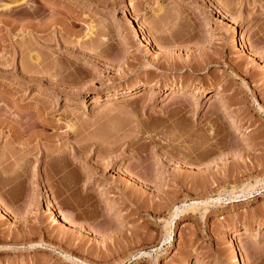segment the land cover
<instances>
[{"label": "rangeland", "instance_id": "obj_1", "mask_svg": "<svg viewBox=\"0 0 264 264\" xmlns=\"http://www.w3.org/2000/svg\"><path fill=\"white\" fill-rule=\"evenodd\" d=\"M0 208V264H264V0H0Z\"/></svg>", "mask_w": 264, "mask_h": 264}, {"label": "bare ground", "instance_id": "obj_2", "mask_svg": "<svg viewBox=\"0 0 264 264\" xmlns=\"http://www.w3.org/2000/svg\"><path fill=\"white\" fill-rule=\"evenodd\" d=\"M6 7V6H5ZM242 34H243V32H242ZM243 37V36H242ZM244 46V48H245V46H246V44L245 45H243ZM247 48V47H246ZM160 49V48H159ZM167 49V48H166ZM247 52V51H246ZM263 67V66H262ZM261 67V68H262ZM263 69V68H262ZM234 114V113H233ZM17 133V132H16ZM19 134V133H18ZM51 155V154H50ZM3 162V161H2ZM108 202V201H107ZM112 203V202H111ZM114 205V204H113ZM112 206V205H111ZM4 208V207H3ZM112 208H113V206H112ZM119 208V207H118ZM1 209V208H0ZM116 209V208H115ZM2 210V212H3V210L4 209H1ZM52 210H53V208H52ZM6 211V210H5ZM6 213H7V211H6ZM58 213H59V211H58ZM2 214V213H1ZM3 216H5V213H3L2 214ZM8 215V214H7ZM54 215V214H53ZM67 221H68V218L65 216L64 217ZM53 219V218H52ZM55 220V219H54ZM71 223V222H70ZM73 224V223H72ZM74 225V224H73ZM70 226H72V225H70ZM79 227H80V225H79ZM75 229V228H74ZM82 229V228H81ZM79 231V230H78ZM81 232H83V231H81ZM235 251V250H234ZM236 252V251H235ZM235 252H234V254H235ZM235 255H237V253L235 254ZM238 256V255H237ZM238 258H239V256H238ZM201 260V259H200ZM237 262L239 263L240 262V259H238L237 260ZM195 263V262H194ZM196 264V263H195ZM245 264V263H244Z\"/></svg>", "mask_w": 264, "mask_h": 264}]
</instances>
